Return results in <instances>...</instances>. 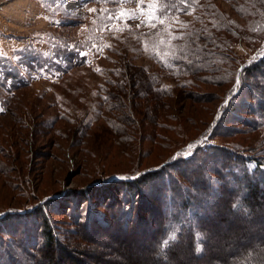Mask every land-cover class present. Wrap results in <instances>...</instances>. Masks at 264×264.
Segmentation results:
<instances>
[{
	"label": "rangeland",
	"instance_id": "374dc122",
	"mask_svg": "<svg viewBox=\"0 0 264 264\" xmlns=\"http://www.w3.org/2000/svg\"><path fill=\"white\" fill-rule=\"evenodd\" d=\"M134 1L146 3L144 0ZM244 1L209 0V15L202 9L196 16H187L185 22L194 29L208 26L209 21L213 25V28L207 29L210 33H217L222 21L232 27V35H228L230 53H222L228 57V63L226 67L216 66L217 72H211V68L210 72L206 70L196 76H186L180 85H177L178 80L160 71L159 87L169 84L171 90L177 85L173 89L174 94L168 97L150 91L146 82L154 76L150 69H156L141 55V49L136 45L137 38L134 37L136 34L130 32L121 39L123 36H117L114 26L106 30L98 45L92 49L79 50V56L84 57L78 63L73 62L76 65L60 79L57 73L55 77L42 73V77H35L29 87L20 89L10 112L0 117V146L6 148L5 154L0 152V217L11 213L24 215L31 208L44 205L51 199L42 206L43 210L54 232H57L62 244L68 246L74 257L87 264H153L150 262L154 258L150 252L152 239H149L147 225L155 211L140 208L136 213L138 217H134L135 209H132L133 216L127 221L126 214L120 213L121 203L114 205L115 200L122 201L121 196H98L94 188L113 179H124L126 173L164 167L175 158H187L200 147L206 146L229 148L240 156V161L246 159L254 163L255 158L264 160L263 123H257L252 128L221 118L228 104L230 106L247 97L238 95L240 91L235 87V73L253 59L251 53L260 44L258 38L264 35V13L255 14L252 2ZM135 3L128 0L125 7L136 10ZM95 9L91 4L82 7L81 0H0V55L15 60L31 46L42 56L48 57V61L54 65H68L64 53L53 51L59 47L69 50L74 47L75 42L84 37L86 23L76 28L64 24L69 19L78 20L82 15L89 19L95 12L90 10ZM214 13L222 21L213 16ZM141 22L131 24L133 31L136 29L138 34L148 28ZM116 39L119 43L117 53L109 59H103ZM102 66L104 75L107 73L109 78H115L111 68L124 71L122 77L126 84L123 93H118L123 95L119 100L121 110L130 117V120L128 117L119 120L120 128L127 129L130 134L126 144L114 134L106 115L111 110H104L105 105L100 98L101 89L98 88L102 76L97 71ZM202 68L207 69L203 65ZM135 78L138 87L146 91L145 96L149 95L145 100L144 95L135 96V101L130 96L133 88L131 80ZM253 94L256 96L255 102L264 101L263 90H255ZM250 96L246 100L254 104V99H251L253 96ZM160 100L161 108L155 112L156 118L151 107ZM112 101L113 104L118 103L116 99ZM134 102L139 105L143 103L149 109L139 115L132 108ZM243 116L249 118L245 113ZM43 119H55V133L37 127ZM152 119H156L159 124L153 125ZM252 120H256L255 117ZM222 121H227L225 125L233 130H222L218 126L224 124ZM31 123L37 126L32 128ZM151 127V132H148ZM40 130L44 133L41 134ZM147 133L154 135L147 139ZM31 134L34 142L30 140ZM189 145L195 147L188 149ZM12 162L19 167L21 176L13 174L15 166H12L15 171L9 170ZM200 162L205 168L206 161L200 159ZM235 165L240 167V163ZM173 177L178 186L191 192L192 182L181 174ZM212 178L216 182L220 181L217 175ZM233 186L236 190L235 184ZM82 192L89 195L85 201L80 197ZM227 207L229 205L223 198L216 202L214 208L219 220H225V224L219 220L214 223L216 219L213 215V222L201 223L211 234L203 258L192 256L191 244L186 246L181 238L174 249L176 257H170L166 264H216L214 258L230 256L227 247L241 253L237 245L238 237L248 228L252 232H256L257 227L259 232L262 231L264 208L253 215L240 217L236 214L235 219L227 214ZM250 218L254 220L248 223ZM12 221L8 219L6 222L11 224ZM139 229H144L146 234H137ZM5 230L7 227H3L1 236L7 240ZM257 237L256 234L252 235L250 245L256 242ZM246 238L243 239L247 241ZM261 239L264 241V235ZM37 256L41 257L39 252ZM52 256L56 260L55 264H72L57 249L52 252Z\"/></svg>",
	"mask_w": 264,
	"mask_h": 264
},
{
	"label": "trees",
	"instance_id": "16d2710c",
	"mask_svg": "<svg viewBox=\"0 0 264 264\" xmlns=\"http://www.w3.org/2000/svg\"><path fill=\"white\" fill-rule=\"evenodd\" d=\"M208 1L144 0L146 3L143 4L141 2L135 3L133 0V3L136 4V10H133L125 7L128 0H81L82 7L91 4L94 9L96 8L94 16L86 19V16L82 15L78 17V20L69 19L64 25L76 28L80 24L84 25L86 23L84 37L77 40L70 50L66 47L65 49L59 47L53 51V53H64L68 65H54L48 61V57L42 56L38 50L31 46L21 52V56L15 60L0 55V117L10 112L20 89L29 87L35 77H42V73L54 77L57 73L58 79H60L73 65H76L73 62L78 63L84 57L79 56V50L92 49L94 45H98L106 30L111 26L115 27L117 36H123L121 39H124L125 35L130 34V32L136 34L134 36L137 38L136 45L142 53L139 54L144 56L152 64L151 67L154 66L156 69L155 71L150 69L154 76L146 83L150 86V91H156L162 97L174 94L173 89L180 85V82L186 76H196L206 70L210 72L211 68V72H217L216 66L218 65L226 67L228 57L223 55L230 53L231 42L228 35H232V27L222 21V18L215 13L213 16L222 21L217 33L207 31V29L213 28L209 21L208 26L197 29L190 27L185 22L187 16H196L202 9L204 10L202 12L209 15L211 7L208 8ZM247 2H252L251 4L255 6V14L264 13V0L244 1V3ZM205 14L203 16L207 18ZM139 21H142V25L148 26L147 30L141 34L136 33V29L133 31L131 25L133 22L137 23ZM258 39L260 44L251 53L253 59L235 73L239 77L237 89L240 92L238 95L253 96V98L250 97L254 99V104L247 101V97L245 100L230 104V106L228 104L221 117L230 123L243 125L244 127L251 126L252 128H255L257 123L264 124V101L255 102L256 96L254 97L253 94L255 90L264 91V35ZM117 41L118 39L109 47L108 54L103 56V59H109L117 53L119 46ZM123 54L126 55V53ZM261 54L262 56H259ZM202 65L206 66L207 69L202 68ZM103 69L102 66L97 71L102 76V83L98 88L101 89L100 98L105 105L104 110H111L110 114L106 115L114 134L118 135L117 139L119 141L126 144L130 140V134L127 129L120 128L119 120L125 117L130 120V117L126 116V113L121 110L122 105L119 100L123 98V95L121 96L118 93L119 91L123 93L126 84L122 77L124 71L121 72L118 69L111 68L114 71L113 76L115 78H109L106 75L107 73L104 75ZM41 70L44 72H41ZM160 71L178 80L173 89L170 90L169 84L163 83L164 87L158 86ZM133 81L131 80L133 88L130 96L134 98L136 96L137 98L138 95H144V100L149 97V95L145 96V90L142 91L138 87L136 78ZM212 83L218 84L217 81H212ZM160 98L158 97V99ZM112 99L118 100V103L113 104ZM161 103V100L157 101L151 107L154 112L153 117L155 112L157 113L161 108ZM132 108L139 115L149 109L145 104L139 105L136 102H134ZM244 113L249 115V118L244 117ZM155 116L157 118V115ZM252 117H255L256 120H252ZM54 120L48 119L46 121L43 119L38 126L31 123L32 128L37 126L53 131L55 126L53 124L56 122ZM227 121H222L224 124L221 125L220 123L218 126L224 131L233 130L232 127L225 125ZM152 123L153 125L159 124L156 119H152ZM21 126H23L22 122ZM153 127L148 132H151ZM9 129L13 133L12 127ZM43 133L41 131V134ZM153 135V133H147L146 138H152ZM30 140L34 142L32 134ZM5 150L6 148L0 146L1 153L5 154ZM239 157L229 148L200 147L195 154H191L187 158L181 156L164 167H151L126 173L124 179H113L94 189L97 191L98 196L104 194L121 196L122 201L125 203L115 200L114 205L121 203L120 213L121 215L126 214L127 221L131 220V216H133L132 209H135L134 217H138L136 213L140 208L155 211V213H152L149 225H147L150 233L149 239H152L150 252L154 258L150 262H153V264H166L170 257L174 259L176 257L174 249L180 243L181 238H183L182 243L186 246L191 244L192 256L203 258L211 234L201 223L211 222V215L215 216L214 223L219 220L218 212L214 209L216 202L224 198V202L229 205L225 210L232 218H235L236 214L240 217L247 214L253 215L254 212L264 208V160L263 158H255L254 163H249L246 159L240 161ZM200 159L206 161L205 168L201 162L199 163ZM237 163H240V167L235 165ZM12 166H15L16 171ZM9 170L15 171L14 175H20L19 167L13 162ZM227 170L229 171L225 173L224 171ZM179 174L184 176L187 181L192 182L191 192L188 193V190L178 186L173 181V175L179 176ZM214 175L220 177L219 182L213 180L212 176ZM215 184H217V187ZM233 184H235L236 190ZM89 192H91V189ZM80 197L85 201L86 198H89V195L87 192H82ZM49 201L51 199L47 202ZM45 204L31 208L24 215L11 213L0 217V264H55L56 260L52 256L55 249L59 250L62 256L70 259L72 264H87L82 259L74 257L68 246L62 244L63 242L60 241L57 232H54V228L43 210L42 206H45ZM8 219L13 220L11 224L6 222ZM253 220V218H250L248 223ZM219 222L225 224V220H219ZM3 227H7V230H5L8 236L7 240L1 236ZM261 227L262 231L260 232L257 227L256 232H252L248 228L241 233L237 239V245H239L241 253L233 252L226 246L230 256L223 259L214 258V263L264 264V241H260L264 235V225ZM141 233L146 234L144 229L143 231L140 229L137 231V234L140 235ZM253 234L258 235V239L250 245ZM170 237L174 238L170 239ZM244 237H247V241L243 239ZM199 239L201 241H197ZM166 240L168 242L165 244L164 241ZM37 252L40 253L41 257H36Z\"/></svg>",
	"mask_w": 264,
	"mask_h": 264
},
{
	"label": "snow or ice",
	"instance_id": "6c2138e0",
	"mask_svg": "<svg viewBox=\"0 0 264 264\" xmlns=\"http://www.w3.org/2000/svg\"><path fill=\"white\" fill-rule=\"evenodd\" d=\"M90 11H95V10H90ZM129 18H132V17H129ZM239 86V77H237V85L235 86V87H238ZM193 147H195V145H189L188 146V149H191V148H193ZM188 154H190V152L188 153ZM179 155V154H178ZM171 238H174V237H170V239ZM168 241L166 240V241H164V243L166 244Z\"/></svg>",
	"mask_w": 264,
	"mask_h": 264
}]
</instances>
